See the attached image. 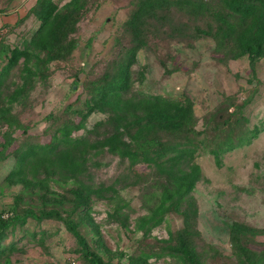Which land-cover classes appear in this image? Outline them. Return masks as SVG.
Instances as JSON below:
<instances>
[{"label":"rangeland","instance_id":"rangeland-1","mask_svg":"<svg viewBox=\"0 0 264 264\" xmlns=\"http://www.w3.org/2000/svg\"><path fill=\"white\" fill-rule=\"evenodd\" d=\"M72 1L0 0V142L13 141L0 160V213L46 209L63 218H29L9 232L0 264H91L65 222L104 264H264V57L254 60L238 47L248 23L240 20L232 33L218 14L236 27L239 20L223 0L163 6L145 16L144 45L132 55L135 28L128 22L141 12L140 0H79L55 48L29 46L41 10L54 8L62 17ZM14 48L28 50L30 62L22 57L8 68ZM28 64L36 73L25 86ZM122 64L125 87L107 90ZM154 96L190 101V118L181 126L157 119L147 100ZM90 107L96 109L84 121ZM13 118L26 129L11 133ZM139 135L142 144L161 142L145 149L153 161L136 149ZM229 138L235 146L216 155L212 150ZM109 139L115 146L106 145ZM52 140L61 149L89 151L81 149L79 164L58 175L48 177L38 164L8 178L18 169V145ZM97 144L104 146L93 149ZM162 144L194 153L180 160ZM129 149L136 155L123 154ZM70 150L62 159L75 162ZM192 170L198 177L182 204L196 207L194 244L188 254H175L167 245L176 243L171 235L184 227L185 214L170 210L159 225L153 216Z\"/></svg>","mask_w":264,"mask_h":264},{"label":"trees","instance_id":"trees-1","mask_svg":"<svg viewBox=\"0 0 264 264\" xmlns=\"http://www.w3.org/2000/svg\"><path fill=\"white\" fill-rule=\"evenodd\" d=\"M79 0H73L67 8L69 9V12L64 15L60 16L59 13L54 12V8H43L39 14L42 25L36 36H34L30 42L29 46H34L41 50H48L53 49L56 47V45L61 41V38L64 37V33L60 32V27L66 23L67 20L74 14L78 13L81 9L80 3H78ZM226 8L230 12V14L235 15L239 23L237 24V27L232 24L233 22H229L226 18H224L226 15L223 13H219L218 17L219 20L223 21V23L229 28V30L233 32H237L238 28L240 29V20L247 22L248 24L245 26V28L240 29L239 33V49L243 55H248L252 59L256 60L261 57H264V0H223ZM196 0H140L141 5V12L138 14H135L133 19H131L128 23L131 24L135 28V39H136V46L132 50V55H134L137 51L141 49V47L144 45V40L142 38V31L141 26L143 22L145 21V16L151 17L155 15L154 9L162 10L163 6L170 7L174 4L180 7H184V9L189 8L190 4L193 6L195 5ZM143 6V7H142ZM64 19V20H63ZM223 19V20H222ZM27 58V62H30L31 54L28 52V50H21L19 48H14L12 50L11 55L9 56V60L7 63V67L11 68L14 65L18 63V61L22 58ZM25 76H24V85H32L33 80L35 79V70H33L30 65L28 64L25 68ZM128 73V64H122L119 67V71L116 74V76L108 83V85L105 86L107 90H113V91H120V89L125 87L126 84V78ZM150 104L154 105L157 110V116L159 120H162L166 123H172L176 120H180V124H177L178 126H181L182 122L185 120H188L190 118L191 113V105L190 101L184 102V100H167L161 96H154L152 99H147ZM144 103L145 101L142 100ZM140 101V102H142ZM146 104V103H145ZM167 109L166 114H162L160 109ZM95 107H90V109L84 114V121L93 113L95 110ZM8 125L10 126L11 133L15 131V129H23L27 126L24 124H19L14 118L9 119ZM83 121V122H84ZM26 129V128H25ZM68 133V132H67ZM14 139V138H13ZM110 140V139H109ZM106 142V145L115 146V142L113 139ZM66 141L73 144V140L68 137H66ZM143 140L142 137L139 135V137L136 140V144L138 145L136 149L138 151L144 152V159H148L149 161H153V158H150L148 155H145L147 151L145 149L159 146L161 142H158L157 140H151L149 143L142 144ZM13 141L11 137L5 138L4 142H0V160L3 159L10 146H12ZM82 144V143H81ZM235 142H233L232 138H229L227 141H225L223 144H219V147L217 149H213L212 151L219 155L220 150L225 149H232L235 146ZM165 144H162L161 147L163 149H170L167 151L169 153H174V158L177 157V159H182L187 156L193 155L194 151L192 149L186 148V147H174L170 146L166 148L164 146ZM104 145L100 146V144L93 145L92 148L98 150V148H103ZM160 147V149H161ZM113 148V147H112ZM69 149L70 153L68 156H71V158L76 157L75 162H67L62 159V154L66 155ZM89 151L87 149L86 145L82 148L75 147H68V148H60L58 144H55V140L50 141L49 143L41 144L39 142H24L18 145V147L14 150V155L17 157L18 160V169L13 170L9 174V179H19L21 176V173H24L26 169L31 170L35 167V165L40 164L42 167L40 169H43V173L45 172L48 177L49 173H54L55 175H58V172L65 171L68 166H74V164H79L80 161L78 159V155L82 153H86V151ZM159 149V150H160ZM131 149L127 150V152H123L124 155L127 156H135L136 154ZM136 151V152H138ZM67 156V155H66ZM52 163V165L50 164ZM45 176L43 179H38V182H47L48 177ZM186 176V177H185ZM198 173L192 170L190 173L182 174L180 178L178 179V183L176 184L177 190L174 193H165L159 206L155 210V214L153 216V219L156 220V224H161L163 222V219L166 215V213L170 210H173L177 213H183L185 214V223L184 227L181 230H178L177 232H174L171 237L176 240L175 244L169 243L167 245L168 250L170 249L171 252L178 254H188L191 246L193 243V237L196 234L194 230V225L196 223L195 221V212L196 207H194L192 204L189 205V208H186L183 204V198L187 195H189V192L191 191L194 181L197 179ZM37 178H39L37 176ZM58 179V177H56ZM47 179V180H45ZM189 181V182H188ZM188 183V186H187ZM186 186L187 188H183ZM11 215L4 217L2 213H0V244L3 239H5L9 232L12 234L16 230L17 227H24L26 225L28 219H33L36 221H42L49 218H58L63 219L61 214L54 210H40L35 211L33 209H24L21 213L18 214L16 210H13ZM187 214L186 212H189ZM68 229L74 234L76 237L78 243L80 244L83 254L85 257L89 260L91 264H104L102 259L94 253L92 250H90L88 243L86 242L84 236L80 233V231L76 228V226L73 223L65 222ZM7 247L0 246V254L3 253V251H6ZM11 249H14L12 247ZM167 250V251H168Z\"/></svg>","mask_w":264,"mask_h":264}]
</instances>
